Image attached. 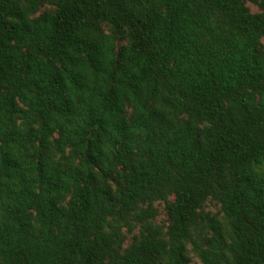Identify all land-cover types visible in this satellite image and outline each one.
Returning a JSON list of instances; mask_svg holds the SVG:
<instances>
[{"label": "trees", "instance_id": "16d2710c", "mask_svg": "<svg viewBox=\"0 0 264 264\" xmlns=\"http://www.w3.org/2000/svg\"><path fill=\"white\" fill-rule=\"evenodd\" d=\"M191 254L264 264V0H0V264Z\"/></svg>", "mask_w": 264, "mask_h": 264}, {"label": "rangeland", "instance_id": "374dc122", "mask_svg": "<svg viewBox=\"0 0 264 264\" xmlns=\"http://www.w3.org/2000/svg\"><path fill=\"white\" fill-rule=\"evenodd\" d=\"M247 7L250 9V11L252 13L260 12L258 6L254 5L252 3H247ZM156 207L158 209V216L155 219V224L162 226L165 229V226H167V224H168V220H167V216H166V212H165V204L163 202H158L156 204ZM219 209H220V207L216 203H209L206 206V210L209 212H212V213H217L219 211ZM165 231H166V229H165ZM124 233L126 235V242L125 243H126V245H129L133 241L134 237L139 235V230L136 228L132 233H129L127 231V229H124ZM190 256L192 258V264H202L200 262V260L194 254H191Z\"/></svg>", "mask_w": 264, "mask_h": 264}]
</instances>
